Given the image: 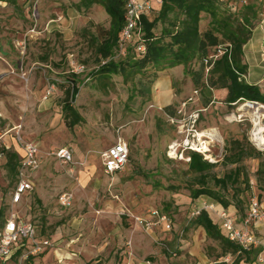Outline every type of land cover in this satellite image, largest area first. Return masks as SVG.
Listing matches in <instances>:
<instances>
[{"label": "rangeland", "instance_id": "374dc122", "mask_svg": "<svg viewBox=\"0 0 264 264\" xmlns=\"http://www.w3.org/2000/svg\"><path fill=\"white\" fill-rule=\"evenodd\" d=\"M208 21L205 16L203 27ZM109 26L110 16L96 2L39 0L34 14L25 0H0V149L20 136L41 151V166L30 173L33 189L18 203L12 201L17 177L0 158V224L21 215L37 225L38 238L51 239V246L32 255L33 264H201L199 255L206 264H232V255L217 257L222 248L202 228H186L196 207L217 202L206 195L191 199L195 174L182 147L187 139L208 144L220 177L236 167L223 162L227 141L245 136L262 152L243 162L250 179L239 196L245 202L237 215L243 218L250 198L264 200V178L257 172L264 143L253 136L255 114L264 125V107L256 113L246 100L230 107L222 94L206 96L184 65L162 71L159 84L149 72L128 80L121 73H96L98 39ZM123 57L115 51L116 61ZM73 78L79 85L73 106L83 120L70 129L62 106ZM120 138L129 145V161L108 175L102 152ZM60 147L72 150L74 162L55 158ZM65 192L73 195L70 206L59 202ZM154 209L168 216L170 230L161 223L146 228V221L157 220ZM216 210L209 211L220 222ZM72 250L78 258L58 262L57 251ZM30 255L15 254L9 264H27Z\"/></svg>", "mask_w": 264, "mask_h": 264}, {"label": "trees", "instance_id": "16d2710c", "mask_svg": "<svg viewBox=\"0 0 264 264\" xmlns=\"http://www.w3.org/2000/svg\"><path fill=\"white\" fill-rule=\"evenodd\" d=\"M85 1L87 5L95 2L101 4L110 16L109 28L102 29L101 40L98 39L99 65L96 73L103 75L121 73L128 80L138 73L149 72L158 79L162 71L184 65L196 89H202L206 96H212L215 89L224 88L227 89L224 101L230 107L244 100L264 104V90L260 85L248 82L246 78L248 66L244 62V45L251 38L256 26L255 20L258 23L263 0H246L245 3L239 2L235 8L232 7V3L237 0L154 1L151 10L142 13L134 38L127 43L123 53L119 52L124 56L120 61H116L114 56L115 51H119L120 37L125 24V1ZM205 16H208L209 21L203 27ZM141 45L144 46L143 51L138 49ZM104 59L107 61L102 63ZM196 65L199 67L196 68ZM78 92L79 85L73 78L65 91L62 106L65 123L70 129L83 120L82 115L73 106ZM3 150L6 158L5 168L9 174L17 177L18 182L19 155L12 149ZM187 152V157L190 158L188 169L195 174L191 186V199L196 200L206 195L224 209L235 206L236 211L243 215L245 201L239 196L242 190L250 188V179L243 162L249 157H262V152L245 136L227 141L224 146L223 162L235 164L236 167L221 177L213 172L217 162H210L200 152L193 150ZM257 172L264 178V160L260 162ZM211 182L213 185H210ZM241 185L245 187L242 188ZM230 189L233 193L231 198H228L224 193H228ZM6 219L0 224V228ZM191 227H202L208 238L218 242L223 250L218 258L232 255L234 256L232 264H264L259 260L261 247L246 249L231 240L209 210L201 209L186 228ZM32 258L30 255L28 260Z\"/></svg>", "mask_w": 264, "mask_h": 264}, {"label": "built area", "instance_id": "2783aa9c", "mask_svg": "<svg viewBox=\"0 0 264 264\" xmlns=\"http://www.w3.org/2000/svg\"><path fill=\"white\" fill-rule=\"evenodd\" d=\"M29 10H33L35 14L36 5L39 0H25ZM126 3L125 24L120 37L119 52L123 53L127 46V43L131 41L139 26L141 15L143 12L151 10L154 1L160 2L161 0H124ZM225 2L226 0H219ZM246 0H237L232 3V7L240 2L245 3ZM143 51L144 46L138 47ZM261 57L264 60V49L261 51ZM107 60H102L105 63ZM98 68V66L96 67ZM77 71H83L84 66H79ZM54 88L51 86L49 93ZM250 107L254 108L258 105L263 106L259 101L246 100ZM256 131H253V136L256 138ZM202 133L197 132V136H201ZM17 142L22 145L24 149V155L20 160L18 182L15 186L12 201L18 203L22 200L23 196L33 189V182L30 177V173L36 171L41 166V151L38 145L32 141H24L20 136L17 137ZM206 142V141H205ZM185 143V142H184ZM181 145V144H180ZM8 149L4 144L1 145L0 158L5 155L3 149ZM184 150H193L200 152L204 155L205 159L211 160V153L208 144L197 146L196 144H190L187 139L185 145L182 147ZM56 159L62 163L74 162V155L72 150L68 147H60L52 152ZM130 157V148L126 141L119 139L115 144L108 147L102 152L103 170L108 175H113L121 171L128 163ZM190 160V158L188 157ZM73 195L65 192L60 195L59 202L63 206L72 205ZM203 207H196L193 214L196 215L201 209L218 210L217 215L220 219V226L226 230L229 238L246 249L259 247L262 245L261 239L253 232L252 226L257 222L264 221V200H261L258 196H254L249 199L248 209L246 215L243 217L242 226L237 224V220L228 209H224L218 203L203 202ZM220 210H219V209ZM216 210V211H217ZM151 215L157 220L155 222L146 221V228L152 227L156 223H161L164 229L170 230L172 228V222L166 214L160 213L157 209L151 211ZM136 220L141 224L144 219L136 217ZM52 245V241L49 238H38V229L35 223L28 221L20 217L19 215L12 214L9 216L3 227L0 228V264H8L12 257L16 254L18 249H25L28 254L35 255L43 252L46 248ZM176 254V252H173ZM263 261L262 255L260 259Z\"/></svg>", "mask_w": 264, "mask_h": 264}, {"label": "crops", "instance_id": "0c3cea01", "mask_svg": "<svg viewBox=\"0 0 264 264\" xmlns=\"http://www.w3.org/2000/svg\"><path fill=\"white\" fill-rule=\"evenodd\" d=\"M262 49H264V11L261 12V14H260V18L258 20V23L256 24V26L253 29L251 38L244 45V62L248 66V72H247L246 78H247L248 82L258 84L261 86L262 90H264V60L261 57ZM179 66H181V65H179ZM179 66H176L175 68H177ZM159 80H160V76L157 79L158 84L160 83ZM214 93H215V95L222 94L225 98L227 95V89H224V88L219 89V90L215 89ZM5 145L8 147V149H12V150L16 151L19 155V159L20 160L22 159V157L24 155V149H23L22 145L19 144L15 138L13 139V141L6 142ZM32 182H33V186H34V181L32 180ZM26 195L23 196L22 200L24 199V197ZM228 210L231 214H233L235 216V218L237 220V224L239 226H242L243 218H241V217H240L241 219L239 218V216L237 215V211H236L235 206H230L228 208ZM19 216L22 217L21 215H19ZM23 219L28 220V221H32L31 219H26V218H23ZM200 228H202V227H200ZM252 230L261 239L262 245L259 247H261L262 251L264 252V221L257 222L255 224H253ZM23 251H25V249H23V248L18 249V251L16 252V255H17V253H21ZM56 254H57L56 257L58 259V262H60V263H64V262H67L70 260H75L76 258H78V253L75 250L68 251V252L57 251ZM199 256H200L201 262L206 264V262H207V260L205 259L206 257H204L202 255H199ZM33 258L31 260H28L27 264H33V262H32ZM10 262H11V260L8 262V264Z\"/></svg>", "mask_w": 264, "mask_h": 264}, {"label": "bare ground", "instance_id": "6f19581e", "mask_svg": "<svg viewBox=\"0 0 264 264\" xmlns=\"http://www.w3.org/2000/svg\"><path fill=\"white\" fill-rule=\"evenodd\" d=\"M241 108H243V106L241 107ZM261 108H263V106H258V107H255V109L257 110L256 111V113H258V110L259 109H261ZM261 118V115H259V114H255V123H256V132H255V134H256V139L257 138H260V139H262V143H264V137H262V136H259V133L260 132H263L264 133V125H262V124H260V118ZM201 133V132H200ZM202 135H204V133H202L201 134V136ZM258 140V139H257ZM173 147V146H172Z\"/></svg>", "mask_w": 264, "mask_h": 264}]
</instances>
